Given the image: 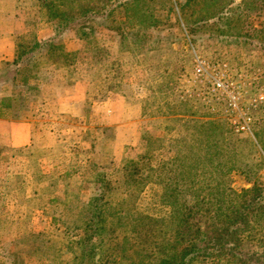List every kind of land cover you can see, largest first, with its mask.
Wrapping results in <instances>:
<instances>
[{"label":"rangeland","instance_id":"374dc122","mask_svg":"<svg viewBox=\"0 0 264 264\" xmlns=\"http://www.w3.org/2000/svg\"><path fill=\"white\" fill-rule=\"evenodd\" d=\"M35 1L29 20L46 19ZM102 1L85 25L36 42L52 72L75 68L66 90L80 80L84 115L49 105L50 129L9 123L13 146L0 134V264H146L173 232V209L198 210L205 225L209 211L246 203L254 183L262 192L237 251L264 264V101L251 131L235 132L217 102L184 94L195 54L225 62L244 103L264 89V0ZM35 88H20L18 118Z\"/></svg>","mask_w":264,"mask_h":264},{"label":"crops","instance_id":"0c3cea01","mask_svg":"<svg viewBox=\"0 0 264 264\" xmlns=\"http://www.w3.org/2000/svg\"><path fill=\"white\" fill-rule=\"evenodd\" d=\"M34 2L36 1L0 0V134L3 137L1 142L7 146L16 144L13 143V133L7 126L14 121H23L29 127L25 131L27 134L35 130L50 129L53 122L51 121L49 128L48 119L45 118L49 105H53L57 114L80 116L85 113L82 100L86 94L77 88L81 84L80 80L73 82L75 89L66 90L68 71L64 66H59L58 71H63L64 75H59L61 73L58 71L52 72L53 65L46 56L48 52L40 44L36 45V42L50 39L55 32L47 19L37 20L31 15L32 22H29V13L35 10ZM40 61L42 63H38ZM40 64H44L41 71ZM24 84H35L36 92L27 96L32 107L26 110L27 115L21 119L18 118L21 110L16 101L26 97L20 91ZM30 136L28 135L24 144L31 143Z\"/></svg>","mask_w":264,"mask_h":264},{"label":"trees","instance_id":"16d2710c","mask_svg":"<svg viewBox=\"0 0 264 264\" xmlns=\"http://www.w3.org/2000/svg\"><path fill=\"white\" fill-rule=\"evenodd\" d=\"M38 1L46 10V19L54 21L55 33L73 23L85 25L87 18L96 11L95 6L98 5L95 0H86L85 4L81 0ZM74 69L68 70L71 77ZM83 76L85 75L83 74ZM81 78V75L73 77V79ZM107 86L110 91H114L113 84L108 83ZM135 168L137 169L136 166ZM243 189L250 194V199L246 203L235 206L231 210L209 211L205 217V220L207 219L205 225L200 223L202 213L198 210L183 211L181 209L178 211L173 209L171 215L176 216L175 227L171 228L173 232L163 233V239L159 243L160 246L158 245V252L161 254L154 261L149 260L146 264H184L188 259H186V255L190 252H195L196 256H200V258H191L202 262L207 261V264L208 261L214 264H253L248 263L247 258L237 250H239L242 241L241 233L247 229L245 225L249 223L248 212L255 210L256 194L262 192V188L254 183ZM215 253L219 254L213 255ZM129 264L141 263L131 260Z\"/></svg>","mask_w":264,"mask_h":264},{"label":"built area","instance_id":"2783aa9c","mask_svg":"<svg viewBox=\"0 0 264 264\" xmlns=\"http://www.w3.org/2000/svg\"><path fill=\"white\" fill-rule=\"evenodd\" d=\"M184 78L189 85L184 89V94L208 102L211 109H214L212 102H217L221 115L233 131H251L253 109L264 101L262 87L254 91L249 101L244 103L247 86L228 76L226 63L211 61L199 54L194 55L191 73Z\"/></svg>","mask_w":264,"mask_h":264}]
</instances>
